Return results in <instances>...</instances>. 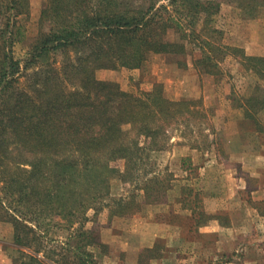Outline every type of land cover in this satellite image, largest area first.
I'll return each instance as SVG.
<instances>
[{
  "label": "trees",
  "instance_id": "trees-1",
  "mask_svg": "<svg viewBox=\"0 0 264 264\" xmlns=\"http://www.w3.org/2000/svg\"><path fill=\"white\" fill-rule=\"evenodd\" d=\"M44 6L33 50L21 62L13 48L23 36L19 19L30 16V0H0V183L7 196V203L0 200V223L13 225L14 244L29 258L22 264H100L92 250L100 245L99 235L86 224L105 209L111 218L142 209L132 197L113 199L111 179L118 175L126 184L139 178L148 149L140 138L153 142L159 136L151 128L154 121L190 112L193 102L172 103L153 94L135 97L116 83L98 80L96 71L140 68L151 54L186 57L184 41L202 39L195 24L202 15L209 22L220 5L48 0ZM170 31L177 41L169 39ZM201 44L196 64L215 76L228 51L240 54L212 41ZM59 57L64 58L60 64ZM242 57L248 71L264 78V58ZM27 73L28 84L22 86ZM244 101L245 118L264 134L258 121L264 113V88L256 86ZM125 125L133 126L134 138ZM117 162H124L123 170ZM154 181L142 188L147 200L160 194L159 187L150 185ZM61 224L69 232L66 242L52 246L47 229Z\"/></svg>",
  "mask_w": 264,
  "mask_h": 264
},
{
  "label": "rangeland",
  "instance_id": "rangeland-1",
  "mask_svg": "<svg viewBox=\"0 0 264 264\" xmlns=\"http://www.w3.org/2000/svg\"><path fill=\"white\" fill-rule=\"evenodd\" d=\"M47 1L30 0V16L19 19L23 36L15 43L13 54L21 62L33 50ZM199 1L217 2L220 11L209 22H205L207 15H202L195 24L196 35L202 39L192 36L184 41L186 57L151 54L140 68L96 71L98 80L116 83L121 91L135 97L153 94L172 103L193 102L190 112L178 113L168 121L156 119L151 128L157 129L159 136L153 142L140 138L141 146L148 149L139 178L133 177L126 184L118 175L111 179L113 199L132 197L142 209L113 218L105 209L97 220L86 224L87 230L99 235L100 245L92 250L100 264H162L163 256L164 264H264V241L260 240L264 238V221L253 213L260 210L264 217V199L255 194L264 188V134L245 118L242 107L256 86L264 88V78L248 71L242 60V56L264 58V0ZM169 39L177 41L178 36L170 31ZM203 41L236 50L239 57L228 51L219 63L221 74H208L196 64L202 58ZM63 60L59 57L57 61L60 64ZM27 75L22 86L28 84ZM258 121L264 127V113L258 115ZM124 129L135 137L132 125ZM116 165L124 169V162ZM152 178L156 181L150 185L155 190L159 187L160 194L154 192L147 200L142 188ZM1 185L0 200L7 203ZM232 215L245 222L239 225H244L246 237L238 239L236 229H231ZM139 217H145L144 223L135 222ZM167 217L172 226L161 239V220ZM213 224L219 226V232L200 235L199 229ZM62 227L47 229L50 245L66 242L69 232ZM227 228L231 230L221 235ZM137 233L141 237L135 239ZM14 243L13 225L1 222L0 264L29 261Z\"/></svg>",
  "mask_w": 264,
  "mask_h": 264
},
{
  "label": "crops",
  "instance_id": "crops-1",
  "mask_svg": "<svg viewBox=\"0 0 264 264\" xmlns=\"http://www.w3.org/2000/svg\"><path fill=\"white\" fill-rule=\"evenodd\" d=\"M264 154V153H263ZM262 182L264 183V177H263V179H262ZM262 185V184H261ZM264 188H263V186H261V188L259 189V191H256L255 192V194L256 195H258L259 194V199H264ZM254 212V214H255V216H257L261 221H264V217L263 216H261V215H259V211L257 210V209H254L253 210ZM144 220H145V217H139V218H136L135 219V222L136 223H144ZM231 224H233V226H231V229H236V231H237V233H238V236H237V238L238 239H241V238H244V237H246V231H245V229H244V225L243 226H241V225H239V224H245V222L244 221H238V220H235L234 219V215H232V221H231ZM134 225V224H133ZM139 225H141V224H135V227H137V226H139ZM171 221H170V219L167 217V219L166 220H161V239H164L165 237H164V234H165V232L169 229H171ZM114 227V226H113ZM112 227V228H113ZM230 228H227L226 229V231H224V230H222L221 231V235H226V233H224V232H227L228 230H231ZM219 232L220 231V228H219V226L217 225V224H213V227L211 226V228H209L208 226L207 227H204V228H201V229H199V233H200V235H202V236H204V237H208V235H210L212 232ZM132 237H135V235H133ZM137 237H141V235L139 234V233H137V235H136V237H135V239L137 238ZM260 240L261 241H264V238H260ZM258 250H263L262 248L261 249H258ZM161 262H162V264H164V262H165V257L163 256V257H161ZM199 262H201V260H199Z\"/></svg>",
  "mask_w": 264,
  "mask_h": 264
}]
</instances>
